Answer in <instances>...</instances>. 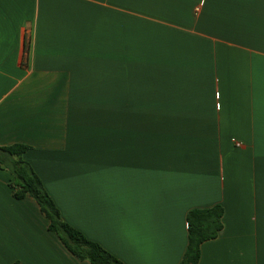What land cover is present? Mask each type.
Segmentation results:
<instances>
[{"label":"crops","instance_id":"1","mask_svg":"<svg viewBox=\"0 0 264 264\" xmlns=\"http://www.w3.org/2000/svg\"><path fill=\"white\" fill-rule=\"evenodd\" d=\"M124 264H264V0H0V148ZM0 164V264L74 256Z\"/></svg>","mask_w":264,"mask_h":264},{"label":"trees","instance_id":"2","mask_svg":"<svg viewBox=\"0 0 264 264\" xmlns=\"http://www.w3.org/2000/svg\"><path fill=\"white\" fill-rule=\"evenodd\" d=\"M30 147L16 144L0 148V164L12 174L10 186L17 200L32 197L41 212L49 221V230L56 233L65 247L80 260L91 264H124L106 251L98 243L88 240L82 233L66 224L58 208L36 175L32 167L22 159ZM224 208L221 205L210 209H196L189 212L188 247L180 264H198L201 246L204 242L215 239L223 229Z\"/></svg>","mask_w":264,"mask_h":264}]
</instances>
